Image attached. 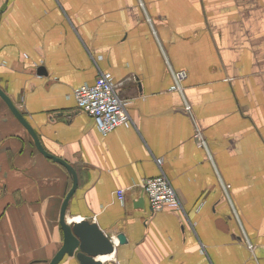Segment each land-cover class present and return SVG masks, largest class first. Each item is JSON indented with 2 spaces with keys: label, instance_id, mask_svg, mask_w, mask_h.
I'll return each mask as SVG.
<instances>
[{
  "label": "crops",
  "instance_id": "crops-1",
  "mask_svg": "<svg viewBox=\"0 0 264 264\" xmlns=\"http://www.w3.org/2000/svg\"><path fill=\"white\" fill-rule=\"evenodd\" d=\"M100 71L134 124L78 109ZM0 86L77 170L67 217L111 238L103 264H264V0H0ZM157 160L183 209L150 207ZM71 187L0 97V264L50 263Z\"/></svg>",
  "mask_w": 264,
  "mask_h": 264
},
{
  "label": "built area",
  "instance_id": "built-area-1",
  "mask_svg": "<svg viewBox=\"0 0 264 264\" xmlns=\"http://www.w3.org/2000/svg\"><path fill=\"white\" fill-rule=\"evenodd\" d=\"M172 75L174 79L172 89L179 91L184 96L183 82L187 77V72L172 69ZM118 85L110 73L100 71L93 84L82 85L74 92L78 109L92 116L102 133H108L119 126L134 124L129 113L131 100L120 96ZM186 109L192 110V106L187 101ZM196 137L202 145L207 144L199 129ZM157 162L161 168V173L158 176L143 180L144 193L150 207L154 211L165 208L183 209L182 200L172 181L163 171L161 161L157 160ZM119 193L122 195L123 190H120ZM248 246L251 250L254 249L250 242H248Z\"/></svg>",
  "mask_w": 264,
  "mask_h": 264
},
{
  "label": "water",
  "instance_id": "water-1",
  "mask_svg": "<svg viewBox=\"0 0 264 264\" xmlns=\"http://www.w3.org/2000/svg\"><path fill=\"white\" fill-rule=\"evenodd\" d=\"M39 71L44 72L45 69L42 67ZM0 97L7 103L13 114L28 130L38 150L46 157L63 165L72 178V187L63 202L60 216V223L64 233V242L49 264H59L66 255L76 256L80 264H103L101 258L115 252V246L111 238L95 221L83 219L78 220V222H70L67 217L69 201L78 187L79 177L77 170L63 158L46 150L36 129L1 86ZM142 202L144 204V200H142L141 203Z\"/></svg>",
  "mask_w": 264,
  "mask_h": 264
},
{
  "label": "bare ground",
  "instance_id": "bare-ground-1",
  "mask_svg": "<svg viewBox=\"0 0 264 264\" xmlns=\"http://www.w3.org/2000/svg\"><path fill=\"white\" fill-rule=\"evenodd\" d=\"M109 255L108 256H104L101 258L102 261H106L108 259Z\"/></svg>",
  "mask_w": 264,
  "mask_h": 264
}]
</instances>
